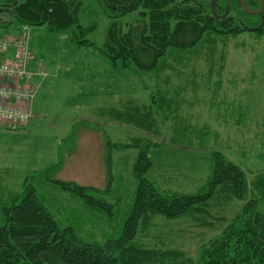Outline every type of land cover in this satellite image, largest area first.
<instances>
[{
  "label": "rangeland",
  "instance_id": "rangeland-1",
  "mask_svg": "<svg viewBox=\"0 0 264 264\" xmlns=\"http://www.w3.org/2000/svg\"><path fill=\"white\" fill-rule=\"evenodd\" d=\"M23 1L18 0V3ZM81 2L77 26L88 28L94 25V28L82 35L77 26L58 32H50L45 26L32 27L31 51L36 61L44 63L60 58L63 47L71 49L69 57L77 62L81 71L86 73L95 69L91 65L92 52L96 54L94 47L76 42L84 38L101 46L106 40L110 18L99 0ZM139 10L119 18L124 31L133 25L138 27L139 34L147 25L138 14ZM16 26L10 11L0 7V33H10ZM134 43L140 44L139 39L136 38ZM148 62L150 60L145 63ZM117 68L123 71L113 70L114 76L135 77L136 81L129 83V92L110 96L102 103L118 108L121 102L129 100V123L118 124L114 116L108 114L99 118L91 113L90 119L100 123L112 141L132 144L139 139L159 143L158 147L148 150L152 162L146 173L148 180L161 189L164 180L170 181V188L174 191L195 192L208 177L211 152L218 150L245 172L248 198L257 196L255 194L264 195V126L258 122L264 115V31L259 34L246 30L236 34H203L192 47L170 48L151 71L121 69L119 63ZM161 86L169 94L164 93ZM52 93L34 98L31 117L25 124L12 128L0 123V201H11L23 191L26 182L46 197L48 208L61 224L78 226L85 239L100 238L99 231H95L93 237L92 230H97L98 226L108 235H115L134 192L132 156L129 155L121 173L113 174L114 184L121 185L123 192L119 190L120 198L116 203V195L106 198L115 203L116 208V222L106 224L105 220L99 219L100 214L89 209L81 199L63 192L47 179L73 181L98 188L100 192L106 186L101 138L95 132L71 130L74 121L89 117L88 109L82 107L85 97L70 95L64 82L59 83ZM169 99L174 107L164 104ZM226 102L230 104L226 105ZM134 104L145 105L138 107L143 115L135 112ZM227 107L228 110L224 111ZM233 109L241 118V111H247L245 117L252 126L251 131L246 124L239 131L232 121L224 118L223 113L230 114ZM74 133L73 153L65 156L63 152ZM184 143L196 148L182 147ZM127 149L130 154L135 153L133 147ZM121 154L115 150L111 152L113 163ZM59 159L62 161L58 169L48 173V168L57 164ZM242 204L243 201L238 199L222 203L217 195L210 200V211L199 214V217L196 214L175 219L155 216L145 231L139 232L136 240L146 247L176 249L184 258L197 264L201 244L218 237ZM257 209L264 214V199L258 202Z\"/></svg>",
  "mask_w": 264,
  "mask_h": 264
},
{
  "label": "trees",
  "instance_id": "trees-1",
  "mask_svg": "<svg viewBox=\"0 0 264 264\" xmlns=\"http://www.w3.org/2000/svg\"><path fill=\"white\" fill-rule=\"evenodd\" d=\"M110 18L106 40L101 46L87 39L77 44L93 46L115 68L149 70L170 48L185 49L195 45L203 34H236L241 31H264V6L260 14L243 11L236 0H228L238 18L218 19L206 8L183 0H99ZM264 5V0H262ZM81 0H0V7L8 9L16 25L45 26L50 32L64 31L78 25ZM248 9H258L256 0H245ZM140 9L138 14L147 25L138 34V27L123 30L119 18ZM229 19V20H228ZM173 23V24H172ZM16 26V27H17ZM85 35L94 28L78 27ZM137 30V32H134ZM136 38L140 44H135ZM33 55V54H32ZM147 56V57H146ZM147 60L150 62L145 63ZM227 110V109H225ZM203 131H201L202 133ZM205 133V131L203 132ZM150 140L132 144L112 143L105 139L104 163L106 186H83L73 181L48 177L63 192L83 201L100 214L106 224L115 220V203L120 194L112 188V150L129 147L138 150L132 165L135 180L131 205L115 235L102 231L98 239H85L74 224H61L48 208L45 199L32 184L24 182V189L11 201H0V264H195L181 252L169 247H146L137 242V235L145 231L155 216L175 219L185 215L208 213L210 200L219 195L222 203L233 199L243 204L220 235L199 247L197 264H264V214L257 209L264 195L248 198V182L243 169L224 153L211 152L210 170L206 182L196 193H165L146 178L152 162ZM59 162L48 168V173L59 167ZM115 191V192H114ZM118 197L115 203L107 197ZM103 228L107 229L106 226Z\"/></svg>",
  "mask_w": 264,
  "mask_h": 264
},
{
  "label": "crops",
  "instance_id": "crops-1",
  "mask_svg": "<svg viewBox=\"0 0 264 264\" xmlns=\"http://www.w3.org/2000/svg\"><path fill=\"white\" fill-rule=\"evenodd\" d=\"M32 36H33V32H32ZM30 46L32 50V38H31ZM62 48L60 50L62 52L60 58L49 59L44 63L41 61H36V58H34L32 55L29 70H31L32 72H35V75L32 78V82L37 84V91H36L34 98H36L38 95L43 96L45 93H49L52 95L53 94L52 92H54L58 88L59 83H62V82H64V85L67 88V91L70 95L72 96L77 95L79 97L80 96L85 97V102L82 107L84 109H88L89 117H83L82 120L74 121V123L71 126V130L72 131L79 130V132L82 131V132H90V133L95 132L96 134H98V136L101 138V143H100L101 160H102V164H103L105 174H106V167L104 163L105 139H109L112 143H119V144H126V143L112 141L110 137L100 127V123L90 119L91 118L90 114L94 113V116L99 117V118L102 117L104 114H108V116L110 115L114 116L113 119L118 124L123 125V123L124 124L129 123V111H128L129 110V100H127L124 103L121 102V105L118 108L112 107V105H110L109 103H107L108 106L107 105L104 106L102 101L104 99H108L110 96H114V95L118 96V95H121L123 92H129V89H130L129 83H131L132 81L135 82L136 78L135 77L130 78L128 76H114L113 70L114 71H123V70H120L118 68L114 69L113 63L109 59L99 54L96 50H95L96 54L92 52L94 58H92L93 60L91 61V65L95 69L85 73L81 71V67L77 66V62L70 59L69 56L71 54L70 52L71 49L68 48V46H66V48H68L67 50L65 48L63 49ZM38 70L43 71L46 74V76L42 78L40 75L37 74ZM139 79H142V78H139ZM165 82H162V84H164ZM162 90L164 93H168L167 89L164 86L162 87ZM97 98L101 100L98 101ZM160 98H158V100ZM170 101L171 100L169 99L168 101H165L164 104H166L167 107L172 106V104H170ZM229 104L230 102H226V105H229ZM73 106L76 107V105H73ZM132 107L133 108L135 107L136 113H138L139 115H143L142 112H139L140 110H138L139 109L138 107H145V105L137 106L136 104H134V106ZM228 107L226 108L227 110H228ZM227 110L224 109V111H227ZM241 112H242L243 118L240 117V114L235 115L234 109L232 110L230 114L228 112L227 113L224 112L223 115H224V118H227L228 120L232 121L231 122L232 125H234V127H236L239 131L241 127L245 126V124L248 127V130L251 131L252 126L251 124L248 123L249 121L245 117L247 115V111L242 110ZM145 113L146 112H144V115ZM82 116H84V114H82ZM258 122H261V124L263 123V126H264V115L262 116L261 120ZM256 124L257 123H255V125ZM75 136L76 134L73 135L74 138L73 137L71 138L72 140L71 143L64 150L63 153L65 154V156H67V154L73 153L72 146H73V141L76 140ZM81 136L82 135H80V137ZM250 137H252L251 134H250ZM137 140H135V142ZM158 146H159V143L155 145L154 147H158ZM181 146L185 148H189V149L190 147L191 149L196 148L195 146H192V145L190 146L186 143H184ZM134 149H135V153L133 152L132 154L129 153L130 150L127 148L123 150H115L117 151V153H122V154L120 157L116 159L115 163H113V159H111L110 161L111 162L110 170H111L112 179H113L112 188L116 191V192L114 191L116 194H119V190L121 193L123 191H122L121 185L114 184L115 178L113 177V174L121 173V170H124L123 168H126L127 159L129 155L132 156V159H131L132 160L131 170H132L133 162L138 153V150L136 148ZM110 156H111V153H110ZM61 161L62 159H59L58 161L59 164H61ZM119 161H120V164H119ZM55 164H53L52 166H54ZM205 182L200 184L195 192H190V193H196L200 188H202ZM153 183L162 192L174 193V194L180 193L170 188L172 186L170 181L163 180V183L161 185L163 189H161L155 182Z\"/></svg>",
  "mask_w": 264,
  "mask_h": 264
},
{
  "label": "built area",
  "instance_id": "built-area-1",
  "mask_svg": "<svg viewBox=\"0 0 264 264\" xmlns=\"http://www.w3.org/2000/svg\"><path fill=\"white\" fill-rule=\"evenodd\" d=\"M32 27L21 24L10 33H0V123L16 128L31 117V104L37 91L29 70L32 59ZM42 78L46 74L38 70Z\"/></svg>",
  "mask_w": 264,
  "mask_h": 264
},
{
  "label": "flooded vegetation",
  "instance_id": "flooded-vegetation-1",
  "mask_svg": "<svg viewBox=\"0 0 264 264\" xmlns=\"http://www.w3.org/2000/svg\"><path fill=\"white\" fill-rule=\"evenodd\" d=\"M186 1H189L191 3H196V4L206 3L207 4L206 8L208 7V9L211 11L212 15L217 17L218 19H225V18H229L230 16H233L234 18L235 17L238 18L237 13H236V8H234V10H232L231 6L228 5V0H186ZM236 1L238 2V4L241 7L240 2L238 0H236ZM258 4H259V2H258ZM245 5H246V3H245ZM258 8H259V6H258ZM250 10H254V9H250ZM256 10H258V9H256ZM262 10H263V8H262ZM262 10H261V12H262ZM260 13H258V14H260ZM247 14H250V13H247ZM251 15H256V14H251Z\"/></svg>",
  "mask_w": 264,
  "mask_h": 264
},
{
  "label": "water",
  "instance_id": "water-1",
  "mask_svg": "<svg viewBox=\"0 0 264 264\" xmlns=\"http://www.w3.org/2000/svg\"><path fill=\"white\" fill-rule=\"evenodd\" d=\"M241 4V7L243 8V10L247 13H250V14H258L261 12L262 8H263V2L262 0H257L259 2V8L258 10H250V9H247L246 8V5H245V0H238Z\"/></svg>",
  "mask_w": 264,
  "mask_h": 264
}]
</instances>
